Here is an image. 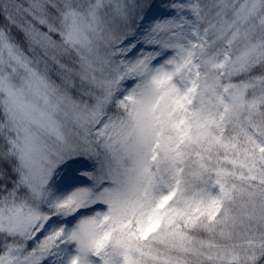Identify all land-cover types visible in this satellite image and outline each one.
Instances as JSON below:
<instances>
[{
  "label": "snow or ice",
  "instance_id": "obj_1",
  "mask_svg": "<svg viewBox=\"0 0 264 264\" xmlns=\"http://www.w3.org/2000/svg\"><path fill=\"white\" fill-rule=\"evenodd\" d=\"M0 264H264V0H0Z\"/></svg>",
  "mask_w": 264,
  "mask_h": 264
}]
</instances>
